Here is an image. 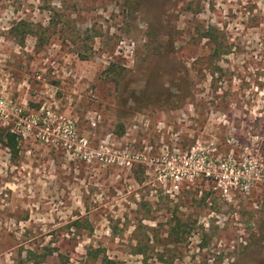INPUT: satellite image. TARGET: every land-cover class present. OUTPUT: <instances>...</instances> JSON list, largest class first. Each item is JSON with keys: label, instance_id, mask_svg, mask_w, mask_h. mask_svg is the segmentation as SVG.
Segmentation results:
<instances>
[{"label": "rangeland", "instance_id": "374dc122", "mask_svg": "<svg viewBox=\"0 0 264 264\" xmlns=\"http://www.w3.org/2000/svg\"><path fill=\"white\" fill-rule=\"evenodd\" d=\"M3 129L0 264H264V0H0Z\"/></svg>", "mask_w": 264, "mask_h": 264}, {"label": "built area", "instance_id": "2783aa9c", "mask_svg": "<svg viewBox=\"0 0 264 264\" xmlns=\"http://www.w3.org/2000/svg\"><path fill=\"white\" fill-rule=\"evenodd\" d=\"M231 159H232L231 161L232 165H231V162L221 163L219 165L220 173L215 177V179H217L218 185L221 186V184H223L225 179L228 177L227 172L229 171V174L231 176L233 175L232 177L236 181L235 185L238 186L240 190L247 192L248 186H249L248 185L249 179H247L246 176H243V173L240 172L242 171V169H245L244 160L242 161V163H240L241 160L237 161L234 158H231ZM239 165H240V168H239ZM209 175L210 174H208V176ZM224 191L226 192V190Z\"/></svg>", "mask_w": 264, "mask_h": 264}, {"label": "trees", "instance_id": "16d2710c", "mask_svg": "<svg viewBox=\"0 0 264 264\" xmlns=\"http://www.w3.org/2000/svg\"><path fill=\"white\" fill-rule=\"evenodd\" d=\"M124 2H129V0H124ZM207 38L208 40H212L214 36L208 31L200 32L198 35V41ZM0 142L9 149L13 154L16 151V136L14 133L10 132V130H2V134L0 136ZM101 264H116V262L112 260H108L107 258L101 259Z\"/></svg>", "mask_w": 264, "mask_h": 264}]
</instances>
